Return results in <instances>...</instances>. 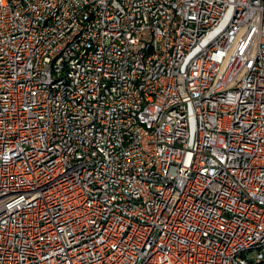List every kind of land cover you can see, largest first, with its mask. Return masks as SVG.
I'll use <instances>...</instances> for the list:
<instances>
[{"label": "built area", "instance_id": "2783aa9c", "mask_svg": "<svg viewBox=\"0 0 264 264\" xmlns=\"http://www.w3.org/2000/svg\"><path fill=\"white\" fill-rule=\"evenodd\" d=\"M172 1L171 70L129 91L165 25L156 0H70L61 20L55 0H0V264H264L262 0ZM70 22L73 49L44 56ZM141 93L152 151L133 134Z\"/></svg>", "mask_w": 264, "mask_h": 264}, {"label": "bare ground", "instance_id": "6f19581e", "mask_svg": "<svg viewBox=\"0 0 264 264\" xmlns=\"http://www.w3.org/2000/svg\"><path fill=\"white\" fill-rule=\"evenodd\" d=\"M70 0H55L54 20H61ZM160 9L161 20L165 25L159 27V39L156 49H151L147 58V72L141 77H135L129 81V91L140 90L141 87H148L155 82L159 74H168L171 70V60L177 50L176 40L180 39L184 24V15L181 13L177 1L156 0ZM264 7V0H262ZM96 9V1H88L84 4V15H91ZM80 31L78 22H70V25L59 35L57 40L46 43L44 56H51L52 52L60 50L61 45L66 44V49H73V40ZM91 57V49H83V56L77 57L78 67H86V58ZM151 110V97L148 93H141V100L131 110V118L135 120L133 127L136 148L142 151H152L151 142L154 140V129L148 118ZM44 118L47 123H54V107H47L44 111ZM142 132V134H141ZM154 169H162V161L154 162ZM135 163H128L125 166V176L133 177ZM165 170L157 171V178H164ZM135 181H143V174H135ZM143 194H150V187H143ZM109 204L117 207H129V200H121L118 195H109ZM262 237L264 238V223H262ZM261 250V242H249L244 245V252H255ZM174 264V263H164ZM244 264H253L252 261H245Z\"/></svg>", "mask_w": 264, "mask_h": 264}]
</instances>
